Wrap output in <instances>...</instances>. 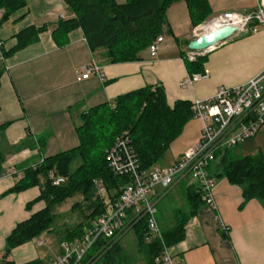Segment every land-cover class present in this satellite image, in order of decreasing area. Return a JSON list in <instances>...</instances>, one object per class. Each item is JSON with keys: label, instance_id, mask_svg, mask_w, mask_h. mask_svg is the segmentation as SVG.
Segmentation results:
<instances>
[{"label": "crops", "instance_id": "crops-1", "mask_svg": "<svg viewBox=\"0 0 264 264\" xmlns=\"http://www.w3.org/2000/svg\"><path fill=\"white\" fill-rule=\"evenodd\" d=\"M208 1L209 17L195 26L185 1L172 4L167 8L168 27L157 54L152 57L144 50L139 59L128 62H104L101 50L92 51L79 28L55 40L52 30L60 16L68 19L72 15L64 0H27L26 15L22 17L20 14L24 12H20L0 25V39L7 41L8 46L15 43L14 36L22 29L31 25L46 27L36 42L0 62L3 65L0 66V127L7 124L0 133V149L5 157L4 169L11 172L0 177V255L3 258L16 264L35 260L50 264L56 259L54 252L51 256L39 251L37 246H43L44 240L37 245L30 241L6 252V238L17 223L45 207L44 201L27 207L40 195L38 186L24 192L8 191L22 177L17 166L77 148L76 127L82 112L146 86L161 85L169 106L179 100L206 99L219 87L237 86L264 72V27L255 19L264 0ZM226 13H236L253 21L207 49L202 55L204 67L209 71L207 77L183 87L182 82L189 75L183 57L189 41L195 38L202 23ZM253 26L258 27L257 32H252ZM91 64L100 66L101 73L94 72L78 80V73H84L83 67ZM199 133L200 129L196 140ZM253 138L250 155L264 154V126ZM181 151L162 159L170 166L183 154ZM236 152L245 156L239 146ZM191 183L189 180L178 182L161 199V223L169 224L175 209L189 212L184 192ZM176 186L181 191L180 204L167 200ZM214 195L217 209L200 205L189 215L183 227V239L170 247L176 261L180 264H264V203L258 199L245 200L243 187L231 184L224 177L218 179ZM131 232L120 239L125 261L147 264L133 232L134 247L130 251L124 246V237Z\"/></svg>", "mask_w": 264, "mask_h": 264}, {"label": "trees", "instance_id": "trees-1", "mask_svg": "<svg viewBox=\"0 0 264 264\" xmlns=\"http://www.w3.org/2000/svg\"><path fill=\"white\" fill-rule=\"evenodd\" d=\"M178 1L181 0H125L123 3L117 0H64L72 15L68 19L61 18L52 30V35L55 40H59L79 28L89 48L92 51L101 50L104 62L135 61L157 37L163 35L168 27L167 8ZM183 1L188 6L194 26L209 17L211 9L208 0ZM26 8L27 0H0V12L3 15L0 25L11 21L20 12H24L20 14L23 17ZM44 29L45 26H28L14 36L15 43L9 46L7 41L2 40V54L8 58L31 42H36ZM204 62L205 57L201 56L194 61L185 58L184 63L188 73L194 74L204 72ZM190 103L179 100L169 106L164 88L157 85L122 94L111 102L82 112L76 127L79 137L77 148L63 150L49 157L42 156L36 162L16 167L23 174L8 192H24L38 186L40 195L37 201H44L45 207L29 219L17 223L6 238V252L26 245L44 232L55 235L60 243L81 239L93 220L113 206L120 188L127 183L126 177L112 173L106 158V151L113 145L117 135L128 133L141 167L145 170L154 169L187 122L194 118ZM6 126L0 127V133ZM236 149L233 147L217 151L211 165L212 175L242 186L245 200L258 199L264 203V154L258 152L256 155L241 156ZM4 162L5 157L0 149V174L6 172ZM51 171L63 176L64 182L54 185L50 178ZM95 180L103 181L106 188L104 193H96ZM76 196L82 197V200L73 203L71 211H79L80 223L66 228L56 225L54 210ZM184 199L190 208L189 212L175 209L169 224L161 223L158 204V222L163 240L169 247L183 239V227L189 215L204 204L202 192L195 183L186 185ZM130 230L135 234V243L147 264H154L163 249L162 241L155 238L152 242H146L148 225L145 218L137 221ZM106 243L101 239L94 244L85 260L90 255H98V264H127L120 241L109 249L105 248ZM3 260L5 264H16L8 261L5 256ZM25 264L46 263L35 260Z\"/></svg>", "mask_w": 264, "mask_h": 264}, {"label": "built area", "instance_id": "built-area-1", "mask_svg": "<svg viewBox=\"0 0 264 264\" xmlns=\"http://www.w3.org/2000/svg\"><path fill=\"white\" fill-rule=\"evenodd\" d=\"M238 16L242 17L236 13H226L220 15L218 20L224 26L231 24L229 19ZM255 19L258 25L264 27V8L259 9ZM251 21L253 20L248 17L243 26L248 27ZM257 31L258 27L253 26L252 32ZM162 41L163 35L157 37L149 46L148 51L152 57L157 54ZM3 45L0 40V62L5 60L2 54ZM204 52L188 49L185 58L194 61ZM83 69L85 72L78 73V80L88 78L94 72L101 73V67L95 64L85 65ZM208 73L209 71L204 69L203 73L189 74L182 86L188 87L207 77ZM190 104L194 117L202 121L200 140L196 146L188 148L175 163L166 168L143 169L130 135L122 133L117 136L113 145L106 151V158L112 173L126 177L127 183L120 188L113 206L93 220L81 239L60 243L62 252L50 264H95L90 263L89 259L85 260L94 244L101 239L109 242L116 237H122L142 218L146 219L148 225L146 242H152L155 238L162 241L163 249L154 264H180L163 240L157 218L158 204L174 185L189 180L202 192L204 204L217 209L214 191L218 178L212 175L211 165L215 161L217 151L239 146L242 141L254 137L264 126V72L246 83L219 87L212 97L195 99ZM10 173L6 171L0 174V177L11 175ZM50 178L54 185L65 180L55 171L50 172ZM95 188L98 194L106 191L102 180H95ZM3 262L0 255V264H5Z\"/></svg>", "mask_w": 264, "mask_h": 264}, {"label": "rangeland", "instance_id": "rangeland-1", "mask_svg": "<svg viewBox=\"0 0 264 264\" xmlns=\"http://www.w3.org/2000/svg\"><path fill=\"white\" fill-rule=\"evenodd\" d=\"M263 8H264V6H263ZM0 15H1V17L3 16L1 12H0ZM219 17H216V19H214V18L210 19L209 21L202 23L199 26V29H197L195 37L201 36V34L205 33V31H202L200 29L203 24H206L210 21L215 22L216 20L219 19ZM0 66H3V65H1V63H0ZM76 121L77 120L75 118V122ZM198 129H200V133H199L198 139L196 140L195 138L198 134ZM201 130H202V121L199 118L190 119L187 122V124L185 125L183 131L178 135V137L175 138V140L173 141V143L170 145L169 149L165 153V155H164L165 159H167L169 157V155H171L172 153H175L178 150L179 151L182 150L184 153L188 148L196 146V144L199 142L200 137H201ZM121 134L122 133H119V135H117V136H120ZM254 139L255 138L252 137V138H249L247 140L242 141L239 144V151L241 152V154H243V155H250L251 154L252 149H253V145H254ZM183 145H185L186 147H183ZM166 164L167 163L165 162V160L160 159V161L157 162V164L155 165L154 168H166L169 166ZM180 193H181V191H180L179 186H176V188L172 191V193L170 194V197H168L167 200L171 199L170 200L171 203L174 202L175 204L176 203L180 204V198H181ZM172 199H173V201H172ZM81 200H82V197L76 196L72 199H68L61 207L56 208V210H54V213L56 215V225L58 224L59 226H62V228L63 227L66 228L70 225H75L77 223H80L81 217L77 213L79 211H77L75 213L72 212L71 206L73 203H75L77 201H81ZM36 202H37V200L34 201V203H36ZM132 235H133L132 232L127 234L124 237L125 240L123 241V243L125 244L124 246L127 247L130 251L134 247L133 244H135V243H133ZM122 237H118V238L116 237L115 239L107 242L105 248L106 249H109V247L111 248L112 245H114L116 242L120 241V239H122ZM40 240L45 241L43 246H41V247L37 246L39 251H41L43 253V255L46 253H49L51 256H53L52 252H54V254H55L54 256H56V258L59 257L60 251H61V244L55 235H53L50 232H44L40 236L34 238L32 241L34 242L35 245H37L36 243ZM105 248H104V250H106ZM97 257H100V256L97 255ZM97 257H96V255H92V256L90 255L89 256L90 263L98 264L97 259H99V258H97Z\"/></svg>", "mask_w": 264, "mask_h": 264}, {"label": "water", "instance_id": "water-1", "mask_svg": "<svg viewBox=\"0 0 264 264\" xmlns=\"http://www.w3.org/2000/svg\"><path fill=\"white\" fill-rule=\"evenodd\" d=\"M242 27V24H228L221 26L215 30L205 32L204 34H201V36L195 37L190 40L188 43V49L194 51H206L210 47L233 35Z\"/></svg>", "mask_w": 264, "mask_h": 264}, {"label": "bare ground", "instance_id": "bare-ground-1", "mask_svg": "<svg viewBox=\"0 0 264 264\" xmlns=\"http://www.w3.org/2000/svg\"><path fill=\"white\" fill-rule=\"evenodd\" d=\"M230 20V23L231 24H242V25H245V19L243 17H235L234 19H229ZM222 25L219 23V20H216L215 22L214 21H210L206 24H203L201 26V30L204 31V30H208L207 32L209 31H212V30H215L219 27H221ZM199 29V28H198Z\"/></svg>", "mask_w": 264, "mask_h": 264}]
</instances>
